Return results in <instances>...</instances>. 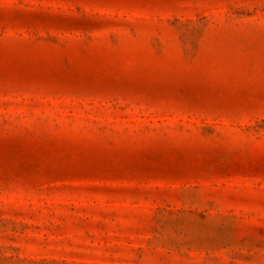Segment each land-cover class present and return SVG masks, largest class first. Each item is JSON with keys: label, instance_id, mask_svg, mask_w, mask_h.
<instances>
[{"label": "rangeland", "instance_id": "rangeland-1", "mask_svg": "<svg viewBox=\"0 0 264 264\" xmlns=\"http://www.w3.org/2000/svg\"><path fill=\"white\" fill-rule=\"evenodd\" d=\"M0 264H264V0H0Z\"/></svg>", "mask_w": 264, "mask_h": 264}]
</instances>
